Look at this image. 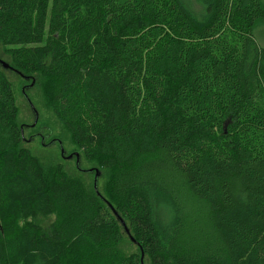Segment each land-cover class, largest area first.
<instances>
[{
  "label": "trees",
  "instance_id": "1",
  "mask_svg": "<svg viewBox=\"0 0 264 264\" xmlns=\"http://www.w3.org/2000/svg\"><path fill=\"white\" fill-rule=\"evenodd\" d=\"M194 3L198 13L189 0H0L13 72L50 82L81 158L112 174L100 194L140 253L113 264H141L142 253L143 264H264V0ZM5 72L0 264H72L80 248L36 222L56 213L62 178L22 147ZM93 191L99 205L75 233L100 252L125 231Z\"/></svg>",
  "mask_w": 264,
  "mask_h": 264
},
{
  "label": "rangeland",
  "instance_id": "2",
  "mask_svg": "<svg viewBox=\"0 0 264 264\" xmlns=\"http://www.w3.org/2000/svg\"><path fill=\"white\" fill-rule=\"evenodd\" d=\"M189 2L195 10V13H198L200 8L194 3V0H189ZM261 30V39L264 41V27H261ZM259 35L258 38L260 37ZM258 42L262 44L260 41ZM7 50L8 49L0 43V59L9 66H12L11 57ZM3 71L5 72L4 69ZM5 74L12 85L15 95L16 106L18 108L17 124L19 127H23V135L26 141L23 143L22 147L28 149L31 154L41 162L50 181H53L55 176L58 178L61 176L62 178L60 185L54 182L53 186L56 193L54 194L57 202L56 213L52 216L39 215L36 219L38 225H40L44 231H47L53 222L57 223L58 229L63 233L64 241L69 243L70 252L74 251L76 248H80L79 251L83 253V257L80 255V258L76 255L78 260H69L72 264H78V262L82 264L85 261L88 262V260L92 262L90 258L94 257L99 259L96 264H113L121 257H130L133 254L140 255L139 249L130 241L125 233L122 242L112 249L93 252L89 250L87 246H80L81 242L78 240L77 233H75L77 222L84 219L83 217L89 215L87 212H90L93 208H97V205H99V200L94 197L93 193L94 174L79 172L76 168L75 159L69 161L64 160L61 157V151L58 145L43 147L39 138L34 139L32 142L28 141L34 138L37 133H41L43 137L47 138V142L52 139L61 141L67 156L80 153L73 144L69 131L55 118L52 112L49 95L51 94L50 82L48 80L45 81L40 74L33 75L32 77L36 80V86L26 91L28 98L39 114L38 123L33 129L31 126L34 123V117L23 94L24 88L30 83L24 81L14 72L6 71ZM81 169L100 170L97 160L88 161L83 155L81 158ZM111 181L112 174L102 170V175L98 181V187L100 193L105 197H108L106 195L109 192ZM50 184L52 185V182H50ZM69 198H71L72 202L68 200ZM64 210L67 213L66 216L63 213ZM71 211H74V213H70ZM68 213L71 214L70 217ZM81 214L84 216L79 217ZM146 264L148 263L146 262Z\"/></svg>",
  "mask_w": 264,
  "mask_h": 264
},
{
  "label": "water",
  "instance_id": "3",
  "mask_svg": "<svg viewBox=\"0 0 264 264\" xmlns=\"http://www.w3.org/2000/svg\"><path fill=\"white\" fill-rule=\"evenodd\" d=\"M0 66L6 70V71H10V72H13L14 69L11 68V66H9L8 64H6L4 61H2L0 59ZM15 73L20 76L21 78H23L25 81H32L31 82V85H29L28 87H25L24 90H23V94L25 96V99L30 107V110L33 114V117H34V123L33 125L31 126V128H34L36 126V124L38 123V120H39V114H38V111L36 110V108L34 107V105L32 104V102L30 101V99L28 98L27 94H26V91H28L29 89H31L34 84H35V80L32 79V78H29V77H26L24 75H22L21 73L15 71ZM28 141H31L28 140ZM60 146H61V155L64 159L66 160H73L74 158L76 159V167L78 170L84 172V173H87V174H94V189H95V192H96V195L109 207V209L113 212L114 216L116 217L117 221L120 223V225L124 228V231H125V234L128 236V238L130 239V241L133 243V244H136V241L135 239L132 237L131 235V232L130 230L128 229V227L126 226V223L124 222V220L119 216V214L117 213V211L114 209V207L108 203L100 194L99 190H98V181L101 177V172L100 170H97V169H93V170H82L81 169V156L79 153H75V154H72V155H69V156H66V152L63 148V145L60 143ZM143 260H144V254L142 253V257H141V264H143Z\"/></svg>",
  "mask_w": 264,
  "mask_h": 264
},
{
  "label": "flooded vegetation",
  "instance_id": "4",
  "mask_svg": "<svg viewBox=\"0 0 264 264\" xmlns=\"http://www.w3.org/2000/svg\"><path fill=\"white\" fill-rule=\"evenodd\" d=\"M34 129V128H33ZM34 137V136H33ZM39 138L41 140V145L43 147H51L54 145H58V147L60 148L61 151V146L60 143L62 144L61 141L56 140V139H52L51 141L47 142V138L43 137L41 133H37L36 136L34 138H31V142L34 141V139ZM63 145V144H62ZM75 154V153H74ZM72 155V154H71ZM67 156V154H66Z\"/></svg>",
  "mask_w": 264,
  "mask_h": 264
}]
</instances>
